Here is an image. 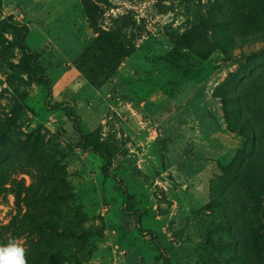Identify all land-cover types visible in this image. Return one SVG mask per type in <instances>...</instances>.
Masks as SVG:
<instances>
[{
  "label": "rangeland",
  "instance_id": "1",
  "mask_svg": "<svg viewBox=\"0 0 264 264\" xmlns=\"http://www.w3.org/2000/svg\"><path fill=\"white\" fill-rule=\"evenodd\" d=\"M20 7L0 2V246L27 264H264L222 171L264 132V0Z\"/></svg>",
  "mask_w": 264,
  "mask_h": 264
},
{
  "label": "trees",
  "instance_id": "2",
  "mask_svg": "<svg viewBox=\"0 0 264 264\" xmlns=\"http://www.w3.org/2000/svg\"><path fill=\"white\" fill-rule=\"evenodd\" d=\"M82 1L86 3V0ZM14 31L15 35L21 36L24 32H27V28L15 23ZM5 42V36L0 34V44H4ZM103 44L109 53L114 52L109 44ZM24 46V50L29 52L30 58L38 56L25 43ZM188 65L193 67L192 64L188 63L183 66L186 67ZM56 106L62 107V103H57ZM67 115L73 120L76 131L84 139L88 138L89 135L84 133L80 118L78 116H71L68 112ZM251 139L253 141L251 149H249V144L243 145V148L239 152V157L235 159L233 165L224 166L222 171L224 176H233L234 182H237L238 186L241 187V190L237 192L241 200V212H238V214L235 212L234 216L236 220H241L242 226H246L247 228L246 231H243L241 226L237 227L238 232L242 235V239H264V132L257 133L256 129H251ZM90 147V145L85 146V148ZM91 148L95 153L105 154L97 146H92ZM244 153H248V156L244 157ZM107 157L109 158V155ZM227 183L228 188L232 187L233 182ZM73 232L75 231L69 228L61 230L54 228L53 238L59 237L61 234H71ZM62 257V255L59 257V263Z\"/></svg>",
  "mask_w": 264,
  "mask_h": 264
},
{
  "label": "clouds",
  "instance_id": "3",
  "mask_svg": "<svg viewBox=\"0 0 264 264\" xmlns=\"http://www.w3.org/2000/svg\"><path fill=\"white\" fill-rule=\"evenodd\" d=\"M0 264H27L24 247L15 240L0 246Z\"/></svg>",
  "mask_w": 264,
  "mask_h": 264
},
{
  "label": "crops",
  "instance_id": "4",
  "mask_svg": "<svg viewBox=\"0 0 264 264\" xmlns=\"http://www.w3.org/2000/svg\"><path fill=\"white\" fill-rule=\"evenodd\" d=\"M3 5L11 10L14 11H23L25 12L21 7H20V0H1ZM9 1V2H8ZM28 15V12H25Z\"/></svg>",
  "mask_w": 264,
  "mask_h": 264
}]
</instances>
